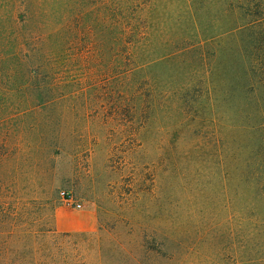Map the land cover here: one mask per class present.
Listing matches in <instances>:
<instances>
[{
    "label": "rangeland",
    "instance_id": "obj_1",
    "mask_svg": "<svg viewBox=\"0 0 264 264\" xmlns=\"http://www.w3.org/2000/svg\"><path fill=\"white\" fill-rule=\"evenodd\" d=\"M139 6L131 49V0H0V178L17 182L4 193L31 228L92 209L105 253L81 239L86 261L264 264V84L240 96L248 118L213 94L240 80L236 40L264 0Z\"/></svg>",
    "mask_w": 264,
    "mask_h": 264
},
{
    "label": "trees",
    "instance_id": "obj_2",
    "mask_svg": "<svg viewBox=\"0 0 264 264\" xmlns=\"http://www.w3.org/2000/svg\"><path fill=\"white\" fill-rule=\"evenodd\" d=\"M131 12L127 16H123L127 23H130V32L128 36L118 40L119 46L131 47L136 46L138 36V24L142 21V16L139 15V0H131ZM121 9V8H120ZM142 12V11H141ZM119 23H122V16H118ZM125 24V23H124ZM264 21L246 23L241 26V29L247 27V34L236 40L237 55L243 67L240 72V80L237 79L225 87L223 79H219V86L213 87L214 99H223L225 102L232 103L235 112L239 116L243 114L246 118L250 116L247 112V89H250L254 84H264ZM127 29V28H126ZM224 48L219 49L216 61L213 62L210 70L211 78L214 75L222 78V71L225 70L221 65V57L223 56ZM252 82L253 85H250ZM190 83L187 82L184 86L185 96L189 95ZM218 89L222 90L219 94ZM241 94L244 102H241ZM239 112V113H238ZM4 154H7L4 152ZM16 196L17 182L16 180H4L0 178V264H104L102 255L105 253V248L101 246L99 236L94 233L86 232H60L56 229L46 228H31L25 223L31 218L33 210L26 209L23 205H18L17 201L12 196L5 194V189ZM39 197V196H38ZM42 198L32 200L35 209L37 210L43 204ZM29 212V213H28ZM30 220H33L30 219ZM81 239H91L97 243V248L102 251L101 258L97 257V262L86 261L84 258L85 248L79 243ZM153 243L163 241L161 238L153 236ZM146 239L140 241V246L143 248ZM110 248V247H109ZM104 251V252H103Z\"/></svg>",
    "mask_w": 264,
    "mask_h": 264
},
{
    "label": "crops",
    "instance_id": "obj_3",
    "mask_svg": "<svg viewBox=\"0 0 264 264\" xmlns=\"http://www.w3.org/2000/svg\"><path fill=\"white\" fill-rule=\"evenodd\" d=\"M98 227L97 216L92 209L70 214L66 209H57L55 229L60 232H93Z\"/></svg>",
    "mask_w": 264,
    "mask_h": 264
},
{
    "label": "built area",
    "instance_id": "obj_4",
    "mask_svg": "<svg viewBox=\"0 0 264 264\" xmlns=\"http://www.w3.org/2000/svg\"><path fill=\"white\" fill-rule=\"evenodd\" d=\"M60 196L61 199L64 203L68 204V205H73L76 208H81L82 204L80 202L77 201V199L75 198V196L66 190H62L60 192Z\"/></svg>",
    "mask_w": 264,
    "mask_h": 264
}]
</instances>
